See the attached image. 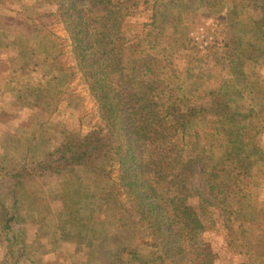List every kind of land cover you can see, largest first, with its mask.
Returning <instances> with one entry per match:
<instances>
[{"label": "trees", "instance_id": "1", "mask_svg": "<svg viewBox=\"0 0 264 264\" xmlns=\"http://www.w3.org/2000/svg\"><path fill=\"white\" fill-rule=\"evenodd\" d=\"M31 2L0 0V28L26 41L57 43L13 57L16 72L33 78L34 91L0 99V113L17 106L22 119L38 118L42 126L48 117L62 118V137L38 161L12 168L0 161V264H264L257 189L264 169H240L248 142L258 144L261 132L226 126L225 114L213 112L199 89L178 85L177 69L152 29L156 1L49 0L43 21L26 14ZM240 3L246 21H236L239 38L209 49L239 62L244 83H254L264 68V0ZM132 38L137 41L125 55ZM78 78L100 118L78 91ZM44 173L57 181L101 174L106 183L88 184L84 199H64L62 221L46 196L24 190ZM197 180L204 191L197 193ZM31 208L37 222L49 223L41 236L32 229ZM73 227L68 256L62 233ZM219 233L230 239L220 243ZM225 248L234 256L223 258ZM52 251L53 262L46 257Z\"/></svg>", "mask_w": 264, "mask_h": 264}, {"label": "rangeland", "instance_id": "2", "mask_svg": "<svg viewBox=\"0 0 264 264\" xmlns=\"http://www.w3.org/2000/svg\"><path fill=\"white\" fill-rule=\"evenodd\" d=\"M152 1H156L152 29L154 34L162 40L169 58L177 69L178 85L182 89L189 87L199 89L203 95V102L211 105L213 112L221 109V114H225L226 126L260 131L261 136H258L260 137L258 144L251 140L248 142L250 146L247 155L241 159L240 169L250 174L257 173L261 167L264 169V68L255 76L254 83L249 81L244 83L239 62L230 61L218 49L211 51L209 47L202 49L191 36L192 30L202 27L212 34H218L217 41L212 43L221 44L226 37L239 38L241 32L236 21H246L245 10L239 8L240 2L250 0H232L235 1L233 4L235 6L230 8L227 5V0ZM48 3L49 0H32L26 9V14L36 21H43L49 11ZM55 29L60 34L64 33L59 25ZM135 40L132 38L125 43L123 46L125 55L137 41ZM55 43L57 41L53 37H49L43 42H39L35 38L26 41L24 38L14 36L0 28V99L8 98L9 100L11 92L18 89L25 93L34 91L33 78L22 77L16 72L18 64L13 57L27 53L31 46L45 49ZM140 48L141 46L137 47L139 50ZM66 59L71 63V53L68 52ZM240 82L245 85L244 88ZM75 83L78 91L87 96V102H85L88 108L94 107L96 115L100 118L97 104L90 95H87L83 81L78 78ZM231 102H235L239 107L235 109L232 106L234 103ZM226 103H230L232 109H226ZM22 114L23 109L17 106L9 108L6 115L0 113V161L7 168L19 166L24 162L23 160L38 161L45 149L57 147L61 141L59 121L62 118L48 117L42 126L38 122L40 121L38 118L24 120ZM115 176L118 178V175ZM62 181H57L49 173H44L24 184V190L29 196H46L53 204L58 219L62 221L64 213L60 204L64 199H84L88 184L103 186L106 183V179L101 174L93 176L73 174L66 176ZM196 189L197 193L203 189L199 180L196 181ZM257 189L260 191L261 201L264 204V177H259ZM29 205L31 206V204ZM31 209L29 216L36 221L32 225V229L41 236L43 232L49 230V223L37 222L39 214L33 208ZM95 217L108 223L109 218L100 212H95ZM75 232L76 228L73 227L68 232L62 233L61 242L69 251L68 256L71 254V249L75 247ZM227 239H230L228 234L219 233L220 243ZM226 251L227 249L222 254L223 258L234 256V253L226 254ZM46 257L52 262L55 261L53 251ZM76 257L83 259L84 256L79 253ZM62 260L63 258L59 261L62 262Z\"/></svg>", "mask_w": 264, "mask_h": 264}, {"label": "built area", "instance_id": "3", "mask_svg": "<svg viewBox=\"0 0 264 264\" xmlns=\"http://www.w3.org/2000/svg\"><path fill=\"white\" fill-rule=\"evenodd\" d=\"M191 36L197 41L198 45L204 49L209 47L211 43L217 39L218 34H212L201 27L197 30H192Z\"/></svg>", "mask_w": 264, "mask_h": 264}]
</instances>
